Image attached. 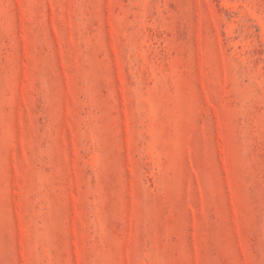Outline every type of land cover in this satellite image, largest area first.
I'll return each instance as SVG.
<instances>
[{"label":"rangeland","instance_id":"374dc122","mask_svg":"<svg viewBox=\"0 0 264 264\" xmlns=\"http://www.w3.org/2000/svg\"><path fill=\"white\" fill-rule=\"evenodd\" d=\"M0 264H264V0H0Z\"/></svg>","mask_w":264,"mask_h":264}]
</instances>
